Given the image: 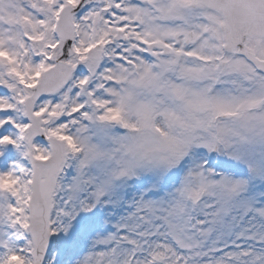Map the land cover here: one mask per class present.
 <instances>
[{"label":"snow or ice","instance_id":"snow-or-ice-1","mask_svg":"<svg viewBox=\"0 0 264 264\" xmlns=\"http://www.w3.org/2000/svg\"><path fill=\"white\" fill-rule=\"evenodd\" d=\"M0 264H264V0H0Z\"/></svg>","mask_w":264,"mask_h":264}]
</instances>
